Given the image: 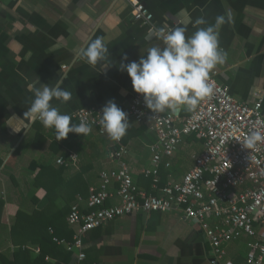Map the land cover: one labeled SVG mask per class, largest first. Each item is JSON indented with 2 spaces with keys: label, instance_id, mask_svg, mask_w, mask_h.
<instances>
[{
  "label": "crops",
  "instance_id": "0c3cea01",
  "mask_svg": "<svg viewBox=\"0 0 264 264\" xmlns=\"http://www.w3.org/2000/svg\"><path fill=\"white\" fill-rule=\"evenodd\" d=\"M137 1L151 12L156 29L177 27L181 9L193 21L203 17L209 24L218 15L230 14L231 23L219 35L227 59L212 71L234 100H261L264 110V0ZM204 26L189 24L185 35ZM97 37H103L108 56L92 67L78 53ZM162 44L150 28L133 20L123 0H0V254L10 255L11 261L14 250L40 253L38 247H19L21 243L9 238L18 210L42 212L52 201V212L73 206L85 211L88 191L99 187V176L119 169L114 141L94 128L87 136L69 133L56 141L54 131L28 113L33 89L62 80L72 99L51 103L70 116L79 109L102 108L109 100L126 110L135 92L127 73L118 70L119 63L125 55L124 63L137 61L150 47ZM186 111L182 106L171 114L184 116ZM155 141L147 126L136 124L122 138L127 155L120 161L143 192L150 178L142 172L150 168L149 148ZM201 149L195 137L184 139L170 169L160 170L159 176L167 173L165 184L180 182ZM59 159L64 165L57 164ZM115 187L109 188L112 194ZM249 241L243 237L227 244L222 264H245ZM84 244L93 264H209V248L198 227L175 213L115 219L87 233ZM45 261L54 264L50 257Z\"/></svg>",
  "mask_w": 264,
  "mask_h": 264
},
{
  "label": "built area",
  "instance_id": "2783aa9c",
  "mask_svg": "<svg viewBox=\"0 0 264 264\" xmlns=\"http://www.w3.org/2000/svg\"><path fill=\"white\" fill-rule=\"evenodd\" d=\"M123 1L130 6L133 20L150 28L163 43L162 33L171 29L153 28V15L143 4ZM216 76L213 71L209 74L212 94L184 116H153L135 93L124 110L129 124L147 126L156 138L149 148L150 168L142 172L151 179L150 192L134 184L129 168L120 161L127 155L126 146L122 139L114 141L117 149L113 157L119 169L99 176V187L88 191L85 211L78 206L70 208L65 222L74 232L72 241L54 239L71 253L70 264H85L84 237L90 231L118 218L152 213H175L194 223L209 248V264H222L225 246L243 237L250 240L245 264H264V141L250 150L241 145L250 130L264 134L262 101L237 102L217 83ZM100 110L79 109L71 119L76 124L83 121L105 136L97 123ZM191 136L202 146L193 157L192 168L180 182L159 186L160 170L170 169L178 146ZM57 164L64 165L61 159ZM113 185L114 194L109 191ZM115 199L117 204H111Z\"/></svg>",
  "mask_w": 264,
  "mask_h": 264
},
{
  "label": "clouds",
  "instance_id": "9594fccd",
  "mask_svg": "<svg viewBox=\"0 0 264 264\" xmlns=\"http://www.w3.org/2000/svg\"><path fill=\"white\" fill-rule=\"evenodd\" d=\"M178 15L181 17L179 25L162 33V46L150 47L137 61L124 63L128 59L125 55L118 67L127 73L133 91L142 97L144 106L153 116L175 113L182 106L189 112L194 111L213 92L208 82L210 72L227 59V53L220 48L219 35L222 26L231 23L230 14L216 16L211 24L203 17L193 21L186 9H181ZM189 24L205 26L197 27L191 36H186ZM107 56L108 47L103 37L92 40L78 53L79 59L92 67L106 61ZM107 67L105 64L104 68ZM62 84L59 80L53 86L35 87L28 113L45 128L52 129L56 141L67 138L69 133L81 137L89 135L92 129L87 123H72L70 115L61 113L60 108L51 103L57 100L64 104L72 99V93ZM97 123L112 141H120L130 125L128 114L114 100L107 101L101 108ZM262 141L264 134L250 130L241 145L250 150Z\"/></svg>",
  "mask_w": 264,
  "mask_h": 264
},
{
  "label": "trees",
  "instance_id": "16d2710c",
  "mask_svg": "<svg viewBox=\"0 0 264 264\" xmlns=\"http://www.w3.org/2000/svg\"><path fill=\"white\" fill-rule=\"evenodd\" d=\"M190 138H193V136ZM166 177L167 173H162L159 186H164ZM150 184L151 179H148L146 181V192L149 191ZM3 205L4 203L0 200V214ZM52 210V201L42 212L32 211L31 213H26L18 210L10 225L9 238L15 245L21 243L17 245L19 247L27 244V247H38L40 253L38 256H32L28 251L14 250L11 255V261L9 260L10 255L0 254V264H51V262L45 261L46 257L54 259V264H70L71 253L67 252L64 246L57 245L54 242V239L64 240L65 242L72 241L74 232L65 222L70 208L60 211L56 210L55 212H52ZM85 264L93 263H89L86 257Z\"/></svg>",
  "mask_w": 264,
  "mask_h": 264
},
{
  "label": "water",
  "instance_id": "95a60500",
  "mask_svg": "<svg viewBox=\"0 0 264 264\" xmlns=\"http://www.w3.org/2000/svg\"><path fill=\"white\" fill-rule=\"evenodd\" d=\"M177 112H175V114H176Z\"/></svg>",
  "mask_w": 264,
  "mask_h": 264
}]
</instances>
